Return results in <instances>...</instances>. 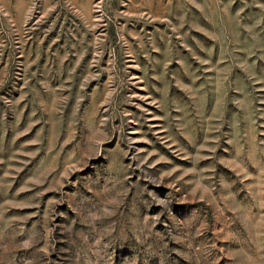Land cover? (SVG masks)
Listing matches in <instances>:
<instances>
[{"label":"rangeland","instance_id":"1","mask_svg":"<svg viewBox=\"0 0 264 264\" xmlns=\"http://www.w3.org/2000/svg\"><path fill=\"white\" fill-rule=\"evenodd\" d=\"M0 264H264V0H0Z\"/></svg>","mask_w":264,"mask_h":264},{"label":"clouds","instance_id":"2","mask_svg":"<svg viewBox=\"0 0 264 264\" xmlns=\"http://www.w3.org/2000/svg\"><path fill=\"white\" fill-rule=\"evenodd\" d=\"M108 203L111 204L112 201H109ZM102 210H103V212H105V213H108V212H109V208H108L107 206H105ZM99 218H100L99 216H97V215H95V214H92V219H93V220H95V219H99Z\"/></svg>","mask_w":264,"mask_h":264}]
</instances>
